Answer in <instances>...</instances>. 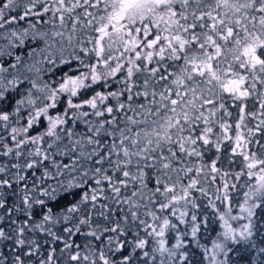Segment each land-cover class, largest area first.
<instances>
[{
	"label": "snow or ice",
	"instance_id": "1",
	"mask_svg": "<svg viewBox=\"0 0 264 264\" xmlns=\"http://www.w3.org/2000/svg\"><path fill=\"white\" fill-rule=\"evenodd\" d=\"M21 4L22 10L12 15ZM77 9L83 11L77 12ZM69 21L71 28L66 33ZM25 23L26 27L23 26ZM42 24L49 25V29L44 30ZM83 29L93 35L81 38L78 32ZM149 36L152 38L148 39ZM0 41L5 42L0 45V129L7 132V137L0 136V142L10 138L15 143L14 148L3 143L4 150L0 155L16 159L25 156L41 158L40 161L26 160L23 166L12 164L11 168L18 170L14 174L15 181L25 180L19 171L22 167L34 169L42 161L49 160L48 152L41 147L45 137L51 138L47 149L57 146L58 154L72 157L70 164H55L54 176L47 170L43 173L44 177L55 179L66 172L67 183L57 181L58 188L51 185L39 187V196L30 194L37 191L36 184L32 188L24 184L22 203L26 215L31 218L33 205L46 207L47 211L42 221L31 227L28 220L22 223L12 221L14 229L6 230L0 226V243L12 241L16 248L11 257L0 250V264H27L25 257L39 252L40 245L26 237V229L46 232L59 240L51 226L61 221L67 223L73 218L76 223L64 229L69 237L80 233L81 226H87L86 235L101 245L97 247L89 243L82 249L80 245L74 247L65 241L64 249L69 250L68 259L74 264H137V250H142V255L153 264H191L189 253L183 250V237L191 235L195 238L200 231L195 212L190 215V233H182L168 216L160 215L152 208H157L161 214L171 209V216L176 217L179 213L181 224L189 223L185 219L189 216L188 206L199 207L191 198V190L207 194L204 187H197L201 184L205 166L189 158H201L202 145L213 144L219 151L221 136H215L213 117L222 109L226 111L225 93L233 100L241 101L234 135H229L233 125L227 122H220L219 128L223 139H234L232 154L238 153L244 162L235 178L246 176L250 181L240 209L246 216L231 215L229 205L227 212L220 215L225 231L213 241L212 249L198 242L197 247L204 248L208 264H228V253L232 251L229 245L248 244L259 231L254 217L258 218L257 209L264 208V144L251 137L264 131V119L255 128L247 127L243 102L258 95L260 116H264V91H261L264 90V0H27L26 3L4 0L0 4ZM41 43L42 48L38 47ZM28 44L37 47L21 55L17 50ZM154 60L155 65L149 67ZM166 60L173 62L172 67L180 62L178 71L168 72V65L161 63ZM57 61L69 71L59 81H45L42 73L48 70L43 65L56 67ZM161 67L167 75L160 72ZM142 72H147L150 77L159 74V79L152 81L151 86L145 79L144 91L133 92L136 87L133 77ZM120 73L124 74L119 80L122 90L94 91V85L110 88L109 81H115ZM161 81L160 91H156L155 85ZM25 82L29 87L21 90L20 86ZM90 89L93 94L81 98ZM126 93L128 103L121 102L120 97ZM16 95L20 98L16 99ZM140 96L147 103L133 107V98ZM62 97H66V108L50 114L51 110L58 108ZM112 99L116 100L115 106L108 103ZM10 103L13 105L11 109L8 108ZM208 105L212 107H206ZM25 110H30L26 123L15 126L24 119L21 113ZM114 112L117 115H113ZM121 114L122 121L118 119ZM248 115L256 116V113ZM42 116L47 119L46 130L29 136V130ZM89 116L101 119L93 124ZM106 116L111 119H103ZM81 120L89 125L88 131L92 135L76 133L68 126L70 121ZM201 122L205 127L194 134ZM102 133L111 138V143L103 147L98 139ZM64 139L71 147L65 145L61 150L58 142ZM27 145L34 147L25 151ZM89 146H92L91 151L87 150ZM255 146L259 147V155ZM80 161L92 162L93 166H85ZM105 164L119 172L123 179L114 180ZM207 167L211 173L221 172L215 160ZM145 169L156 174L152 188H149V182L153 177ZM9 171L8 166H0V174ZM228 176L229 173L224 171L222 178ZM202 178L209 179L206 175ZM211 180L215 181L216 176H211ZM89 181H93L95 187H91ZM105 183L114 194L116 203L121 202L122 187L132 186L131 195L122 199L128 205V214L122 218L124 227L120 221L110 227L93 226L92 209L97 207L96 202L101 197L108 198ZM5 187L11 189L12 181L0 179V209H5L6 215L13 210L21 211L19 206L5 208ZM222 187L223 197L216 196L221 203L230 199L228 190L236 185H230L225 179ZM77 189L83 190L79 201L70 203L62 216L47 207L48 201H56L62 195H74ZM219 191L217 188L216 192ZM209 204L216 207L212 200ZM100 207L106 208L107 205L101 204ZM141 209H144L143 213ZM100 215L107 219L105 212ZM142 215L151 217V223L142 219ZM129 219L137 227L143 226L145 238L136 231L134 240L126 239L130 231ZM241 219H246L247 223L238 228L229 223V220ZM4 223V216H0V225ZM168 231L176 233V242L171 247L167 246L165 239ZM105 233L114 234L106 237V244L101 240ZM148 237L154 241L150 251L145 250L149 247ZM260 252H264V248H260ZM54 254L53 248L40 264H56ZM117 254L118 258L114 259ZM221 254L224 258L218 259ZM144 264L148 261L145 260Z\"/></svg>",
	"mask_w": 264,
	"mask_h": 264
},
{
	"label": "trees",
	"instance_id": "2",
	"mask_svg": "<svg viewBox=\"0 0 264 264\" xmlns=\"http://www.w3.org/2000/svg\"><path fill=\"white\" fill-rule=\"evenodd\" d=\"M4 0H0V4H2ZM27 0H23V3H26ZM22 10V4L21 7H18L16 11L12 12V15H17ZM91 10V9H90ZM82 9H77V12H82ZM47 19V16L44 18ZM24 27L27 26V24H23ZM44 30L49 29V25L42 24L41 25ZM57 27H59L57 23ZM71 28V21L68 22L67 28L65 29L66 33L67 31H70ZM80 28V25H78V29ZM78 35L81 38H86L87 36L93 35L88 29H83L78 32ZM152 37L149 36L148 39H151ZM5 42L0 41V45H3ZM75 43V40L73 41ZM86 47H91V45H85ZM33 47H37V45L34 44H28L23 49H18L17 51L20 52L21 55H24L25 52L30 51ZM38 47L42 48L43 44L41 43ZM42 58V57H37ZM27 59V58H26ZM86 59V58H85ZM5 63H7V58L4 60ZM162 64L168 65V72H177L179 67L181 66L180 62L176 63V67H172L173 62L172 61H164L161 62ZM73 64H75V61H73ZM56 67L50 66L48 64H44L43 68L47 69L48 71L42 73V77L45 81H59L60 78L63 76L65 72H68L69 69L67 66L59 65V61H57ZM155 65V60L153 61V65ZM160 72L167 75V72H165L164 68H160ZM123 73H120L115 78V81L110 80L109 83L111 84V87L108 89H103L99 85H94L93 89L94 91H120L123 89V85L119 83V80L123 76ZM145 79H148L150 81V86L152 81L159 79V74L156 77H150L147 72H142L137 74V76L133 77V80L135 81L136 87L133 88V92L140 91L143 92V81ZM172 77L169 76V80H171ZM163 81L155 85L156 91H160V84H162ZM55 86V84L53 85ZM29 87L27 82H25L23 85L20 86L21 90L26 89ZM93 89L88 90L84 93V96L81 98H87L88 96L93 94ZM264 91V90H261ZM127 93L124 97H120L121 102L128 103L126 99ZM16 99H19V95L15 96ZM109 104L115 106L116 100L112 99L108 101ZM133 107H135L139 103H147V101L144 99L143 96L140 97H134L133 98ZM223 103L225 104V109L220 110L217 112L216 116L213 117V120L216 121V123L213 125L215 136H221V147L219 151L214 147L213 144L209 145H202L200 147V150L203 152V156L199 159L195 158H189L192 159L194 163L204 165L203 173L201 174V184L197 187H204L206 190V195L201 194L200 192L196 190H191V198L195 199V202L199 207L192 208L191 205L188 206L189 209V216L186 217V220H189L188 224H181L179 222L178 216L179 213H177L176 217H173L170 215L171 209L166 210L162 214L159 212L157 208H152V210L157 211L158 214L163 216H168L170 220H172L173 223L177 224L179 227L180 232H189L191 229V223H190V215L192 212H195V214L198 217V223H200V231L197 233V236L193 238L191 235H186L183 237L185 240V249L189 253V259L191 261V264H208V256L204 252L203 247H197V242L200 245H203L207 247L209 250L212 249L213 241H216L220 234L225 231L224 228V222L220 219L221 213L227 212L229 205H231L232 212L231 215L233 216H246V213L241 212V206L244 205V199H245V192L248 191V185L250 183L249 178L246 176H240L238 179L235 178V174L241 172V170L244 167V162L242 160V157L237 153L235 155L232 154V147L234 146V139L233 140H225L222 138L221 129L219 128L220 122H227L230 125H233V128L230 129L229 135H234L235 123L238 122V118L240 115L239 108L241 106V101L233 100L227 93L224 94V100ZM243 104L245 107V121L244 123L249 128H255L259 123L261 119H264V116H260V97L258 95H254L252 97L247 98ZM13 105L10 103L8 105V108L11 109ZM206 107H212L211 105H208ZM66 108V97H62L59 103V106L57 109L51 110L50 114H53L57 111H63ZM89 112H91V109H87ZM30 110L22 111L21 115L24 117L23 120H21L19 125H15L17 127H20L24 125L27 121V112ZM255 112L256 116H249L248 113ZM227 113H231V115H227ZM131 114V113H129ZM113 115H117V113H113ZM89 120L93 124L97 123L98 119L89 116ZM103 119H111V116H106ZM118 119L122 121V114L118 115ZM69 127L73 129L76 133L81 134H88L92 135L91 132L88 131L89 125H86L82 120L77 121L75 123L69 122ZM205 125L201 122L197 126L196 133L198 134L200 130L203 129ZM47 128V119L45 117H41L40 120L33 126L32 129L29 130L28 135L29 136H35L42 134ZM264 128V126H262ZM243 131H246L244 129H241ZM0 136H6L7 132L0 129ZM215 136L213 139H215ZM253 140H260L262 144H264V131L256 132L255 135L251 137ZM100 144L101 147H103L105 144L111 143V138L101 134L100 137ZM51 141V138L45 137V142L41 145V147L46 150L49 154V160L42 161V164H38L37 167L34 169H27V168H21L19 171H21V174L25 176V180L20 181L17 183L14 179V174L17 169L11 168V165L14 163H19L22 166L25 164L26 160L31 159H37L38 161L41 160L39 157H21L19 159H16L14 156H3L0 155V166H8L10 171L6 174H0V179H9L12 181V188L9 189L5 187L3 189L5 194V208H12L14 209L15 206H19L22 210L17 212L13 210L10 215L5 214V209H0V216H4L5 223L3 226L6 230L14 229L15 225L12 224V221H15L16 223H22L25 220L29 221V227L36 223H40L42 221L43 216L46 214L47 208L40 206V205H33L32 216L29 218L26 215V209L25 206L22 203V197H23V187L24 184H27L29 188H32L33 184L37 185V191L35 193H30L35 196H39V187H47L51 185L54 188H58L57 181H64L67 183V173L65 172L64 176L56 177L55 179L44 177L43 173L45 170H47L49 173H51L53 176L56 172V163H63V164H70L71 163V156H62L58 154L57 152V146H54L53 149H47V143ZM3 143H7L10 147H15V143L10 140V138L6 139L5 141L0 142V152H2L4 149L2 147ZM68 145V147H71L67 139H64L61 142H58L59 149H64V146ZM34 146L33 145H27L25 147V151L31 150ZM91 147H88V151H91ZM249 147H253L252 145H249ZM257 150V154L259 155V147L255 146ZM104 151H107L106 148H104ZM103 154V152L101 153ZM115 157H113V160ZM216 161L217 168L221 169L220 173H211L207 165H210L213 161ZM55 162V163H54ZM81 163L85 164V166H93L92 162L88 161H80ZM106 168H109V175L113 176V179H123L122 176H120L119 172H115L112 170L109 165H104ZM145 171L149 172V175L153 177V180L149 182V188L154 187V178L155 173L151 172L148 169H145ZM224 171H227L229 173L228 177H223L222 174ZM208 176L209 179L207 181L203 180V176ZM216 176V180L212 181L211 176ZM225 179L229 182V184H235L236 187L229 188L228 190V196L230 197L229 200L224 201L221 203L220 200H216V196L219 195L223 197L224 195V189H223V183ZM91 187H95V184L93 181L88 182ZM184 183H187V178L184 179ZM251 183H254V181H251ZM105 194L108 197L107 199L101 197L96 203L97 207L95 209H92L91 211V218L93 226L100 225L102 227H110L114 226V222L120 221L121 226L124 227L123 223V216L128 214L127 209L128 205L124 204L122 202L123 196H130L132 191V186L130 185L129 188L125 189L122 187L121 189V197L120 203H116L114 194L111 193L110 187L105 183ZM220 188L219 192H216V189ZM90 191V188H88ZM83 190L77 189L74 190V195H62L60 198L56 201H48L47 207H51L53 209V213L57 214L58 216H62L64 214V209L72 202H77L80 199V194ZM42 199H47L46 197H39ZM209 200H212L216 207L213 208L209 204ZM107 205L106 208H101L100 205ZM87 207H91L88 205ZM151 207V206H150ZM217 209L220 211L218 212ZM100 212H105L107 215V219L105 216H101ZM144 212V209H141V213ZM258 218L254 217V220H257L259 231L256 232V234L250 238V242L248 244H245L241 242V244H230L229 247L232 248V251L228 253V264H264V252H260V248H264V208L257 209ZM142 219L148 220L149 223H151V217L147 216H141ZM207 220V223H204V221ZM74 223H76L75 218H73L71 221L65 223L61 221V223L52 225V231L56 234V236H59L60 239L57 240L53 236L48 235L46 232H41L39 230L35 231H29L26 229L25 235L29 239L35 240L39 245L40 249L39 252L35 255L25 257L27 264H40V261L42 259H46L49 255L51 249H55L54 259L56 260V264H74V262L69 261L68 254L69 250L64 249V243L65 241H68L75 245H80L83 249L86 245L91 243L94 246L100 247V243L96 241L93 237L86 235V233L89 231V228L87 226H81V232L76 233L69 237V235L64 231L66 227H71ZM229 223L233 227H239V225L247 223L246 219L241 220H229ZM47 227V226H46ZM128 228L130 229L128 236L126 237L127 240L132 241L135 239V232L139 231L140 237L145 238V233L143 230V226L137 227V225L133 224L131 220L129 219ZM108 235H114L112 233H105L101 240L104 241V243H107L106 237ZM149 239V247L146 248V251H150L151 247L154 246V241L151 237H148ZM165 239L168 241L167 246L171 247L176 242V233L172 231L166 232ZM253 244L255 246H253ZM129 249H131L132 245L129 244ZM0 250H3L5 254L9 257L13 255V253L16 251V248L13 246L12 241H7L0 243ZM24 251H27V248L24 249ZM138 254V262L137 264H144V261L147 260L148 264H153L151 260L144 257L142 255V250H137ZM119 254L117 256L113 257L114 259H117ZM223 254H221L218 259H223ZM187 264V262H185Z\"/></svg>",
	"mask_w": 264,
	"mask_h": 264
}]
</instances>
